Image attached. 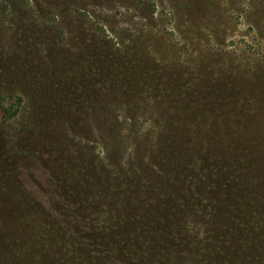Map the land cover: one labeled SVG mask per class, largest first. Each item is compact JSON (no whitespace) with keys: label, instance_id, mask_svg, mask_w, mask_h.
Returning <instances> with one entry per match:
<instances>
[{"label":"rangeland","instance_id":"rangeland-1","mask_svg":"<svg viewBox=\"0 0 264 264\" xmlns=\"http://www.w3.org/2000/svg\"><path fill=\"white\" fill-rule=\"evenodd\" d=\"M261 189L264 0H0V264H264Z\"/></svg>","mask_w":264,"mask_h":264},{"label":"trees","instance_id":"trees-1","mask_svg":"<svg viewBox=\"0 0 264 264\" xmlns=\"http://www.w3.org/2000/svg\"><path fill=\"white\" fill-rule=\"evenodd\" d=\"M231 69L233 71L235 70L233 66H231ZM209 95L212 97V102L211 104L209 103L208 106L214 107L215 111L219 109L218 111L220 113L218 117L221 118L222 125L220 128L217 129V134L220 140L226 145H228V147L231 149V152L234 151L235 149L240 154V160L243 161L242 163H244L243 164L244 167L242 171L256 170L259 172H263L262 169L259 170L257 169V167L261 165L260 159L257 158L255 155L254 158L253 157L254 153L252 154L250 150V148H252L254 144H261V141L263 140V137L261 135L263 133L262 130L259 128H255V129L250 128V126L247 128L246 127L243 128L241 126L231 125V119L235 118V116H232L233 117L232 118L231 115L233 113H236L235 112L236 109L245 112L254 107H257L255 106V103L254 104L252 103L251 94L248 91L241 90L238 87H234L233 85L232 87L219 85L217 86V89L210 92ZM8 110H9L8 108L5 109L7 114L10 113L8 112ZM219 146L222 149L224 148L223 145L219 144ZM187 147H189V144L187 145ZM231 177H235V179L238 178L235 172L232 173ZM255 194L259 202L261 201V204L264 203V189L255 190ZM220 199L221 200H217L216 202L224 203V200H222V198ZM231 201L232 203H234V206H239L242 209H245L244 207H247L250 202L245 190L241 189L240 186H236V185H233V193L231 194ZM261 209L262 206H260V209H258L255 212V214L258 220H259V216L262 215L261 216L262 220L260 221L261 224L264 226V213H262ZM252 215H253V211H252Z\"/></svg>","mask_w":264,"mask_h":264}]
</instances>
